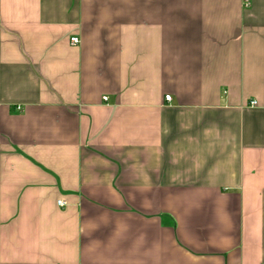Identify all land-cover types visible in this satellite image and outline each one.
<instances>
[{"label": "crops", "instance_id": "0c3cea01", "mask_svg": "<svg viewBox=\"0 0 264 264\" xmlns=\"http://www.w3.org/2000/svg\"><path fill=\"white\" fill-rule=\"evenodd\" d=\"M0 264H264V0H0Z\"/></svg>", "mask_w": 264, "mask_h": 264}, {"label": "built area", "instance_id": "2783aa9c", "mask_svg": "<svg viewBox=\"0 0 264 264\" xmlns=\"http://www.w3.org/2000/svg\"><path fill=\"white\" fill-rule=\"evenodd\" d=\"M246 4H248V3H246ZM69 43L71 44V45H77L78 43H79V38L77 37V36H71L70 38H69ZM165 100H169L170 99V96L169 95H165ZM105 99V98H104ZM250 104L251 105H254L255 104V102L254 101H252V102H250ZM57 204L59 205V206H64L65 205V202L62 200V199H59L58 201H57Z\"/></svg>", "mask_w": 264, "mask_h": 264}]
</instances>
